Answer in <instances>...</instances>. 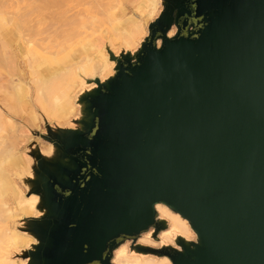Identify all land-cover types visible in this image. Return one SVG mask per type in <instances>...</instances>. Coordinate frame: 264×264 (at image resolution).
Segmentation results:
<instances>
[{
	"label": "water",
	"instance_id": "95a60500",
	"mask_svg": "<svg viewBox=\"0 0 264 264\" xmlns=\"http://www.w3.org/2000/svg\"><path fill=\"white\" fill-rule=\"evenodd\" d=\"M133 50L113 53L66 126L31 142L18 179L38 212L23 264H114L127 241L170 264H264V0H160ZM170 32L171 35H170ZM194 239L158 247L166 221Z\"/></svg>",
	"mask_w": 264,
	"mask_h": 264
},
{
	"label": "bare ground",
	"instance_id": "6f19581e",
	"mask_svg": "<svg viewBox=\"0 0 264 264\" xmlns=\"http://www.w3.org/2000/svg\"><path fill=\"white\" fill-rule=\"evenodd\" d=\"M25 1V4L28 3L27 5L22 4L24 0H0V81L4 80L2 79L5 77L4 74L9 75L13 69V53L10 50L11 42L15 38L16 40H22L24 38V25L33 22L29 26H32V28L40 27L38 33L41 34V31L43 34L42 38H44V40L41 37L37 38L44 42L38 40L39 43L36 46L39 50H35L28 58V65L33 75L32 82L34 83L33 103L43 112L52 111L60 115L74 114L77 108L78 95L76 93V98L73 96L75 94L74 87L79 86L82 80L85 81L83 77L86 72V66L92 60L91 37L96 33L104 37L114 35L122 42L123 48L131 51L133 47L138 46L139 41L146 34L145 21L156 14L157 7L156 0H131L134 16L125 17L122 15L123 9L114 0ZM81 3H87V6L78 8ZM37 11H41V13H36ZM33 12H35V15ZM39 14H43L49 19H45L43 15L40 17ZM32 15L35 16H33L34 18L32 17L33 20L30 18ZM41 22L45 23V26L41 25ZM86 22L91 25L96 22L92 27L91 33L78 31V28ZM54 24H57V27ZM41 26L47 30L43 32L44 30ZM59 26L63 28L60 29ZM53 28L59 32L56 31L55 33L61 36L55 35ZM49 31L53 36H51L52 34ZM59 37H62V40ZM46 39L49 41V45ZM53 40L57 42V44L54 43V50L49 48ZM84 88L85 85L81 90ZM12 89V95H8L13 96L15 102H19L23 96L26 102V90L24 88L23 91V85L20 82H16ZM70 97H74L73 101L69 100ZM10 101L6 99L4 105L6 107L9 106ZM8 109L10 108L8 107ZM2 114L0 111V117H3ZM1 123L0 130L5 129ZM4 140V137H0V144ZM11 149L5 150L10 153ZM9 160L10 157L7 159L2 158L0 163H6ZM9 199H14L21 211H29L31 203L19 200L17 189L7 172L0 166V231L4 234L11 232L6 227ZM155 208L167 225L166 229L158 236L159 246L163 243L175 245L178 237L185 240L195 238L186 219L176 213H172L164 204L158 203ZM24 238L29 241L27 236H24ZM139 243L151 247L155 240L145 236L141 238ZM6 247L0 246V264H5L9 259V253L5 250ZM112 262L114 264H170L169 259L165 256L158 257L141 252L133 247L118 249L113 256Z\"/></svg>",
	"mask_w": 264,
	"mask_h": 264
},
{
	"label": "rangeland",
	"instance_id": "374dc122",
	"mask_svg": "<svg viewBox=\"0 0 264 264\" xmlns=\"http://www.w3.org/2000/svg\"><path fill=\"white\" fill-rule=\"evenodd\" d=\"M28 1L29 0H27V2ZM114 1L123 9L122 15H124L125 17L132 16V15L134 16L133 3H131V0H114ZM156 1H157L156 14L152 18L146 19V21H145V29L146 30H147V26L149 24V21L152 20L158 14V12L161 8L160 0H156ZM25 3H26V1L24 0V3H22V4H24V5L28 4V3L27 4H25ZM85 6H87V3L86 4L81 3L78 6V8H82ZM34 13L35 12H33V14ZM36 13H41V11H39V12L37 11ZM43 13H45V11H43ZM45 14L47 15V13H45ZM34 15H32L31 17L29 16V17L32 18ZM42 15L39 14L40 17H42ZM44 17H45V19L48 18L46 16H44ZM33 18H32V20H33ZM84 20H86V18H84ZM41 23H40L41 25L45 26V23L44 24H43V22H41ZM54 23H55V21H54ZM32 24H33V22H31L29 24L26 23V25H24V38H22V40H20V39L16 40V38H15V40L11 42L10 50L13 53V69L10 71L9 75L4 74L5 77L2 78L4 80L0 81V111L3 113L2 114L3 117H0L1 118L0 122H2L1 124H2L3 128L5 127V129L0 130V137L5 138V140L0 144V160L2 158L7 159L10 157L9 162L0 163V166L3 168V170H5L7 172V175H9L11 181L13 182V185L17 189V192L19 195V200L28 201L31 203L29 211L23 212L19 209V206L17 205V203L14 199H9V201H8L7 207L9 209V212H8V218L6 219V227L9 228L11 230V232L4 234V233H1V231H0V246H2V247L7 246L5 248V250H7L9 253V259L5 264H23L24 262H22V260L20 258L21 257V254H20L21 250L24 249V247H28L31 242L35 241V239L33 237H31L29 234L25 233L24 225L20 222L21 219H23L25 217H29L31 215H34L36 212H38V209L36 208L37 197L36 196H27L26 197L22 194L23 192H24V194H26V190H25L24 186L19 182L18 179H21V176L23 174L27 175V173L25 172V170H24V173H20L19 171L22 170L20 168V166L28 165L29 161L25 160V158L24 159L22 158V156L20 155V151H22L23 149H27V147L33 141L36 142L41 149H47L49 147V143L47 141L43 140L42 138H40V136L38 135V134L46 132L45 124L42 120L41 114H43V116L47 119V122L49 125H53V122H55L61 126H63V125L66 126L67 125L66 122L72 116H74V115L76 116L78 113V110H77L78 108L75 109L74 114H66V115H62V114L60 115L59 113H54L52 111L43 112L39 107H36L35 104L33 103L34 83L32 82L33 75H32V72L29 68V65H28V58L30 57V55L32 53H34L35 50H39L36 46V44L39 43L38 42L39 39H37V38H39V37L42 38L43 34L41 31H40L41 34L38 33V31L40 30V27L39 28H35V27L32 28V26L31 27L29 26ZM95 24H96V22H95ZM95 24H93V25H95ZM93 25L86 22V23L82 24V26L80 25L81 27L78 28V31H80L82 33H91ZM55 26L57 27V24ZM41 28H43V27L41 26ZM62 28L60 27V29H62ZM43 30L42 31L45 32V30H47V29L43 28ZM53 30H54V28H53ZM56 31L54 30V33ZM58 33H55V35ZM147 33H148V30L146 31L145 35H147ZM50 34H52V33L50 32ZM58 35L61 36L60 34H58ZM51 36H53V34ZM59 38H60V40H62L61 39L62 37H59ZM51 39H52V37H51ZM42 40H44V38H42ZM54 40L52 41L53 43L51 42L50 46H49V48L52 50L55 49L54 43L57 44V42H55ZM56 40H57V38H56ZM58 41H59V39H58ZM105 41L109 42L110 44L109 45H107V44L102 45ZM42 42H44V41H42ZM47 42L49 45L48 40H47ZM58 44H60V43H58ZM91 45L93 48L92 60L87 63L86 72H85V75L83 77V79L85 81L82 80L80 82L81 84L79 83V86L74 87L75 94L73 96L75 98H76V93L78 95V93L81 91V89L85 85L87 75H93L96 71H98L100 74V77L105 78V77H107L113 73L114 62H113V60L110 59L109 53L107 51L108 48L112 49L113 53H117V51L120 48H123L122 42L116 36L109 35L107 37H104L98 33H96L95 35H93L91 37ZM136 47H137V45L135 47H133L131 51H133ZM58 49H59V46H58ZM123 49H125V48H123ZM83 64H85V63H83ZM16 82H20L23 85V91L25 88L26 95H27L26 102H25L24 96L19 102H15L13 100V96L12 97L10 96V95H12V93H11L13 90L12 86L14 84H16ZM8 94H10V95H8ZM74 97H70L69 100L73 101ZM6 99L11 100L9 106H7V107L4 105V102ZM8 107L10 109H8ZM8 118H10V119H8ZM7 119H8V121H7ZM14 128H15V130H14ZM18 130H21V132H22V134L20 136L18 134ZM7 138L11 142H17L18 143V149L11 150L10 153H7L5 150V149H7V150L9 149L8 143L6 141ZM172 213H175V212L172 211ZM161 233H162V231L160 232L159 236L161 235ZM24 236L25 237L27 236L29 241L26 240L24 238ZM145 236L149 237V234L148 233L143 234L141 237L138 238L137 242H140L141 238H143ZM158 242H159V240L155 241V243L152 244L151 247H158L159 246ZM131 244H132L131 241H127L124 244H121L120 246H118L114 250V255L118 249H120L122 247L128 248L129 245H131Z\"/></svg>",
	"mask_w": 264,
	"mask_h": 264
},
{
	"label": "crops",
	"instance_id": "0c3cea01",
	"mask_svg": "<svg viewBox=\"0 0 264 264\" xmlns=\"http://www.w3.org/2000/svg\"><path fill=\"white\" fill-rule=\"evenodd\" d=\"M105 44L109 45L110 43L105 41L102 45H105ZM88 76H92V75H87V77ZM14 130H15V128H14ZM18 134H19V136L22 134L21 130H18ZM6 141L8 143V147L12 148L11 150L18 149V143L17 142H11L8 140V138L6 139ZM20 155L22 156L23 159L25 158V160L29 161V158H28L29 156H27V154L25 152L22 153V151H20ZM20 168L22 169L19 171L20 173H24V170H25V172L27 174L31 175V170L29 168V164L26 166H20Z\"/></svg>",
	"mask_w": 264,
	"mask_h": 264
}]
</instances>
